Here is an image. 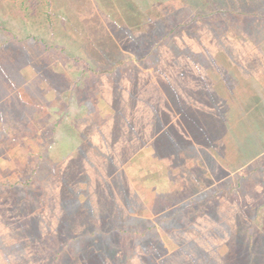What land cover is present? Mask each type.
<instances>
[{
  "label": "rangeland",
  "instance_id": "1",
  "mask_svg": "<svg viewBox=\"0 0 264 264\" xmlns=\"http://www.w3.org/2000/svg\"><path fill=\"white\" fill-rule=\"evenodd\" d=\"M160 94L198 140L143 142ZM259 234L264 0H0V264H264Z\"/></svg>",
  "mask_w": 264,
  "mask_h": 264
},
{
  "label": "trees",
  "instance_id": "2",
  "mask_svg": "<svg viewBox=\"0 0 264 264\" xmlns=\"http://www.w3.org/2000/svg\"><path fill=\"white\" fill-rule=\"evenodd\" d=\"M24 9V8H23ZM26 9L28 10L29 7H26ZM31 10V9H29ZM46 14V13H45ZM48 18L49 15H47ZM46 17V19H48ZM159 24L160 26V22L159 23H155L154 27H153V31H156L158 32V34L160 33L159 29L157 28V25ZM30 41L31 42H40V40H42L44 42V45L46 46V48H48V42H46L44 40V38H40L38 36H35V37H31L30 35L28 36ZM27 38V37H26ZM12 38H9L8 40H6V42H9V40H11ZM24 41V40H23ZM62 48H64L66 50V46H61ZM51 48V47H49ZM123 59L122 58H117L116 60H114V62H112L111 64V67L108 68V67H104V68H101L100 70L97 69V70H93L91 65H89V67L87 68H83L84 72H87L90 70H93L92 72L94 73V75H101V74H110L112 72H115L116 70L119 69V67L122 66L123 64ZM163 85V84H162ZM139 87L136 86L135 88H132L131 89V92H129V94H132L134 93V90L138 89ZM164 91H165V87H163ZM148 90V89H147ZM146 90V91H147ZM173 91H175V93L178 92L177 88L173 89ZM164 94V93H163ZM161 94L159 95V98L158 100L156 101V103H154L153 100H150L148 99L147 101H143V103H147V107L149 108L150 111H154L153 115H152V122H151V125L147 126V129L146 131L148 132V134H143L144 137H142V140L143 142L145 143L147 140H153L154 142V145L161 143L165 141L166 145H167V141L165 139H162V136L163 134L161 135H158V139L156 134L159 132V130L162 128V130L166 129V127L168 126H172L174 127L177 135H175V138L177 139H180V137H183L181 139V141H188V138L186 136V133L189 134L192 139L194 140H198L196 134L194 133L195 132V128L194 126H199L198 124V119H194L192 116L189 117V115L187 113H183L180 115V117H177V115H174V110L173 109V104L169 103V100H166L165 98L163 97H160ZM132 104V103H131ZM195 103L192 104V106L194 105ZM134 105V104H132ZM181 107V106H180ZM179 107V108H180ZM201 111H204L202 110L203 108L200 107ZM182 109V108H181ZM138 110L137 109V106H133L131 110H127V111H121V115L118 116V119L121 123V121L123 120H126L127 123H132V119L130 118V112L132 111H136ZM127 113V114H126ZM133 113V112H132ZM134 115V113H133ZM197 118V117H196ZM110 121V120H109ZM113 121H111L110 123H112ZM113 125H115V123L113 122ZM154 125V126H153ZM101 129V132H102V139L104 141V143L106 144V148H109V152H110V159L111 160H116V158L118 159L117 161H121L122 159H124L122 156L123 153L127 152L128 150L131 149V147L128 146H125L123 145L122 147H119V142L118 140L117 141H114V139H112L111 137H109L110 135H108V132H106L105 130H108L110 129L108 124H104V126L102 125L100 127ZM195 129V130H194ZM185 130V133L182 132V131ZM166 131V130H164ZM138 133V132H137ZM181 135V136H180ZM183 135V136H182ZM179 136V137H177ZM141 139V138H139ZM161 139V140H160ZM164 140V141H163ZM177 141V140H176ZM178 142V141H177ZM128 143V142H127ZM133 143L134 145H138L137 143H135L134 141L131 142ZM176 146H178V143H175ZM189 144V143H187ZM40 159L43 158V154L39 156ZM119 157V158H118ZM30 181H31V178H28L26 180H16V182L12 183V182H8L7 184L9 186H16V187H23V186H27L28 184H30ZM67 183H70V179L67 177ZM214 192H217L218 193V189L216 190H213ZM252 224H253V221H251L250 223V226H249V230H251L253 227H252ZM114 231H118V232H123L122 229H116V228H113ZM114 231H111V232H114ZM110 232V233H111ZM126 232V231H125ZM144 233H142L143 235ZM253 235V234H252ZM259 239H260V243L257 245H253V239H251V241L248 243V249H250L249 253L251 254V257L253 256H258V255H263L264 254V235L263 236H260L259 234ZM251 249L254 251V250H257L256 251V255L253 254V252H251ZM206 251L208 253H213L215 251V248H206ZM93 256L91 258V253H90V260H89V264H105V258H103V256L97 251V252H94L93 250ZM191 259V258H190ZM214 259V258H213ZM252 260H255V264H260V262L258 261V258H251ZM215 260H218L217 262L219 263V259H215ZM259 260H261V258H259ZM192 264V263H191Z\"/></svg>",
  "mask_w": 264,
  "mask_h": 264
}]
</instances>
